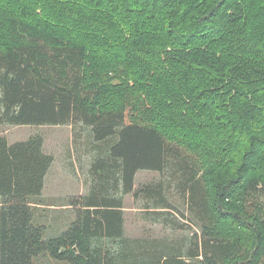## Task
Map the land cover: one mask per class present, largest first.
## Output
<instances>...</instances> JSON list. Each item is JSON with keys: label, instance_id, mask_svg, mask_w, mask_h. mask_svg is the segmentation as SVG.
<instances>
[{"label": "trees", "instance_id": "16d2710c", "mask_svg": "<svg viewBox=\"0 0 264 264\" xmlns=\"http://www.w3.org/2000/svg\"><path fill=\"white\" fill-rule=\"evenodd\" d=\"M0 122L81 123L97 152L76 219L45 239L54 157L0 134V264H264V0H0ZM140 170L167 178L141 189L145 217L183 228L174 183L198 232L125 234Z\"/></svg>", "mask_w": 264, "mask_h": 264}, {"label": "rangeland", "instance_id": "374dc122", "mask_svg": "<svg viewBox=\"0 0 264 264\" xmlns=\"http://www.w3.org/2000/svg\"><path fill=\"white\" fill-rule=\"evenodd\" d=\"M0 134L8 139L9 144L27 140L33 135H41L44 138V150L53 155L54 161L45 177L42 194L37 198L41 203H33L35 221L47 227L44 234L45 239L61 234L76 219L77 208L69 205L71 199L85 195L90 190L92 181L90 168L92 159L97 153L93 149L91 129L81 123L76 125H17L0 122ZM161 180L165 181L167 178L158 171L140 170L137 172L134 191L124 197L125 234L127 236L150 240L169 238L168 242L173 243L199 231L198 226L188 220L186 199L184 195L176 193L174 183L173 189L167 191V194L171 202L186 213V217H182L173 209L176 217L185 224L183 228L172 230L168 226L155 223L145 217V206L149 201L141 189ZM34 261L35 264H68L65 261L54 259L49 254H42Z\"/></svg>", "mask_w": 264, "mask_h": 264}]
</instances>
